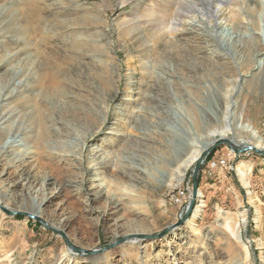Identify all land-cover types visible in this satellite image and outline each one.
Masks as SVG:
<instances>
[{
	"label": "rangeland",
	"instance_id": "374dc122",
	"mask_svg": "<svg viewBox=\"0 0 264 264\" xmlns=\"http://www.w3.org/2000/svg\"><path fill=\"white\" fill-rule=\"evenodd\" d=\"M13 69L60 74L53 105L10 86L0 103L4 123L45 111L49 144L0 152V198L18 213L0 209V264H264V157L251 151L233 170L205 164L190 223L133 240L184 215L187 162L213 131L228 123L227 139L255 145L244 122L264 141V0H0V78ZM41 202L42 218L20 211Z\"/></svg>",
	"mask_w": 264,
	"mask_h": 264
},
{
	"label": "bare ground",
	"instance_id": "6f19581e",
	"mask_svg": "<svg viewBox=\"0 0 264 264\" xmlns=\"http://www.w3.org/2000/svg\"><path fill=\"white\" fill-rule=\"evenodd\" d=\"M182 1V0H181ZM224 1V0H223ZM194 3V2H193ZM207 8L206 10H209L210 12H215V14L212 13V16L213 17H218L219 13H220V10H211V8L209 7L208 4H206ZM166 9V8H165ZM153 10V9H151ZM159 11V10H158ZM161 12V11H160ZM165 13V12H164ZM167 13V12H166ZM152 16V15H151ZM157 17V16H156ZM155 17V18H156ZM162 17V16H161ZM174 18V17H173ZM164 19V18H163ZM25 22V20H24ZM27 20H26V24H27ZM161 24V23H159ZM216 26H221V23H216ZM157 28V27H156ZM222 29H226L224 28V26H222ZM229 30V29H228ZM23 33V32H22ZM49 40V39H48ZM24 55V54H23ZM11 56V55H10ZM9 56V57H10ZM256 56V55H255ZM258 56V55H257ZM255 58V57H254ZM15 59V58H14ZM4 61V60H3ZM9 61V59H8ZM5 62V61H4ZM7 63V62H6ZM8 64V63H7ZM11 64V63H9ZM13 64V63H12ZM24 65V64H23ZM20 67V66H19ZM3 68V67H2ZM5 68V66H4ZM22 70V69H21ZM5 72V71H3ZM27 73V72H26ZM3 74V73H2ZM20 73L17 72L16 70L13 69L12 72H8V73H4L3 77L0 78V103L1 101L5 98V94L4 92L7 90V88H9V86L11 88H13L12 92L8 91L10 93V95H15L16 92H21V90L23 89H26V90H29L31 92H35L36 93V96H37V93L40 94V96H42L43 98H46V100L44 99L43 101L46 102L47 104H51L53 105V102H52V97L53 95L56 93H53V91L51 90V88L53 87H57V83H58V74H60V70L57 69L56 71H50V72H46L44 74H41V75H38L37 76V79H35V77H26L24 79L20 78L21 75H19ZM1 75V74H0ZM29 75V73H28ZM9 76V79L6 83H3V81L5 80V78H7ZM16 76H18L16 78ZM35 81V82H34ZM34 82V83H33ZM46 82H49V86H45V83ZM58 88V87H57ZM7 93V92H6ZM25 93V92H23ZM22 93V94H23ZM27 93V92H26ZM8 94V93H7ZM33 94V93H32ZM9 95V94H8ZM33 96V95H32ZM9 98H11L9 96ZM41 98V97H40ZM6 100V99H4ZM31 100V99H30ZM29 100V101H30ZM42 101V100H40ZM26 102V101H25ZM31 102V101H30ZM29 103V102H27ZM7 104V103H6ZM9 104V103H8ZM26 104V103H25ZM30 104V103H29ZM27 105V104H26ZM25 105V108H27V111L29 112H36L34 111L35 107L31 106V107H27ZM31 105V104H30ZM2 108V107H1ZM23 108V107H22ZM52 108V107H51ZM51 110L50 108H48V111L46 110V113H49L50 114V111ZM223 110L225 112L228 111V114L230 112V108L229 107H225L223 108ZM8 111V110H7ZM26 111V110H25ZM24 111V112H25ZM17 112V111H16ZM16 112H6L7 115L5 117H8V120L5 119V123L4 122H1L0 121V129L2 130V132L4 133V139H3V145L0 147V152H4V150H6L7 148H13V147H19V146H27L30 142H29V139H33L36 138V140L38 139V142H42L43 145H45V148L48 149L49 147L47 145L48 142L46 141L47 139V134H48V131L44 130L46 128L43 129V127H46V117L44 115V113H42L41 115H39L40 117V120H35L33 119V114L30 113V115H26L24 117H22V119L20 121H18L17 119H20L19 117L17 119H14L15 115H16ZM28 114V113H27ZM48 114V115H49ZM20 115V114H19ZM51 116V115H50ZM3 117V118H5ZM2 118V119H3ZM234 118V117H233ZM242 119V116L239 117L238 119V122ZM48 120V119H47ZM4 121V120H3ZM37 123H39L40 127H38ZM237 129H241L243 130L244 132H247V133H250L252 135V137L256 140H254V142L256 141L255 145H252L250 144V141H246L244 139H234V140H231L234 142V144H236V146H244V145H251L257 149H260V150H264V141H263V138L258 136L256 134V131L254 129V127L250 124H245L244 122H239L237 127ZM233 128L227 123V126L224 127L223 129H220V130H216V131H213L211 133V136L213 138H215L216 136H219L220 138L219 139H227L229 134L233 133ZM37 132V133H36ZM36 134V135H35ZM76 139H78L76 137ZM218 139V140H219ZM218 140H213L211 142H207V143H204L202 144V146L199 148V150H197L196 152H194L190 158V160L187 162V165H191V164H195V162L198 160V158L205 152L207 151L215 142H217ZM228 140V139H227ZM230 140V139H229ZM19 149V148H18ZM8 150V149H7ZM101 152V151H100ZM253 152V151H251ZM23 153V152H22ZM247 153V152H246ZM102 160L104 157H101ZM105 159V158H104ZM100 160V159H98ZM104 161V160H103ZM99 162V161H98ZM100 163V162H99ZM100 165V164H98ZM243 165H241L239 168H238V172L240 174H243ZM101 193V192H100ZM100 195V194H99ZM101 196V195H100ZM200 197V195H199ZM44 203H40L38 205V208H36L35 210H33L32 208L30 207H25L24 209L20 210L22 212H25V213H29L31 215H34L38 218H42V213H41V208H42V205ZM6 208V205H4L2 199L0 198V208ZM199 206L196 208L194 214H196V212H198ZM10 209V208H8ZM185 210H186V207H185ZM184 210V211H185ZM193 210V211H194ZM193 214V212H192ZM182 217V216H181ZM188 222V221H187ZM190 223V221L188 222ZM175 225V224H174ZM173 226V225H172ZM59 229H62L61 227H57ZM173 233V232H172ZM145 235V234H144ZM167 237V236H166ZM135 242L137 243H134L136 244L138 247H140V249H144V244L142 243L143 240L141 239H133ZM132 240V242H133ZM74 248V247H73ZM69 257V256H68Z\"/></svg>",
	"mask_w": 264,
	"mask_h": 264
},
{
	"label": "water",
	"instance_id": "95a60500",
	"mask_svg": "<svg viewBox=\"0 0 264 264\" xmlns=\"http://www.w3.org/2000/svg\"><path fill=\"white\" fill-rule=\"evenodd\" d=\"M228 146L230 149L234 150L237 154H245L246 152H250L253 151L261 156L264 157V150H260L257 149L251 145H244V146H236V144H234L233 141L231 140H227V139H219L217 142H215L207 151H205L199 158L198 160L195 162L193 170H192V175H191V179H192V192L190 194V199L189 202L186 206V210L185 213L182 217H180V220L173 226L165 229L163 232L156 234V235H135L136 239H141L143 241L145 240H161L166 238V236H168L169 234H171L172 232L180 229L181 227H183L187 221L192 217V212L195 209L196 206V202L199 198L200 195V182H201V177H202V170L206 164V162L208 161V159L211 157V155L220 147V146ZM3 211H5L7 214L9 215H16L18 213L9 211L7 208H0ZM23 213V212H22ZM64 238L67 241V237L64 236ZM68 245L71 247V245L68 242ZM72 248V247H71ZM78 250V249H76ZM79 253H82L83 250H78Z\"/></svg>",
	"mask_w": 264,
	"mask_h": 264
},
{
	"label": "built area",
	"instance_id": "2783aa9c",
	"mask_svg": "<svg viewBox=\"0 0 264 264\" xmlns=\"http://www.w3.org/2000/svg\"><path fill=\"white\" fill-rule=\"evenodd\" d=\"M240 154H237L234 150H229L228 153L223 156L222 158H219L218 160L207 162L206 165L209 168L208 173H212L217 169L229 167L231 170H233V166H230L231 163H235L236 159L240 157ZM191 191L189 187H187L186 190H181L179 194L176 196L178 202H182L184 200H188L190 197Z\"/></svg>",
	"mask_w": 264,
	"mask_h": 264
}]
</instances>
